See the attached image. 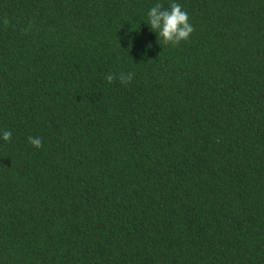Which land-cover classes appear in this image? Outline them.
I'll return each mask as SVG.
<instances>
[{"label":"trees","instance_id":"1","mask_svg":"<svg viewBox=\"0 0 264 264\" xmlns=\"http://www.w3.org/2000/svg\"><path fill=\"white\" fill-rule=\"evenodd\" d=\"M156 2L0 0V264H264V0Z\"/></svg>","mask_w":264,"mask_h":264},{"label":"clouds","instance_id":"2","mask_svg":"<svg viewBox=\"0 0 264 264\" xmlns=\"http://www.w3.org/2000/svg\"><path fill=\"white\" fill-rule=\"evenodd\" d=\"M146 24L149 30L160 38L159 45L171 44L178 45L181 41L188 40L190 34L193 32L188 17V13L182 9L180 3L176 0H171L168 7H165L162 0H157L147 11ZM134 73H121L119 76L120 83L127 85L133 79ZM113 76H109L108 80L111 82ZM12 138L11 130H0V140L10 141ZM29 143L35 147H42V140L40 137L29 136Z\"/></svg>","mask_w":264,"mask_h":264}]
</instances>
